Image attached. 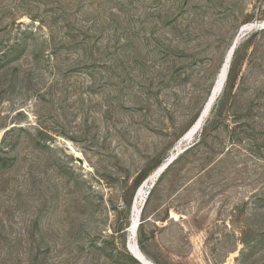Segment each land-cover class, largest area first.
Returning <instances> with one entry per match:
<instances>
[{"label":"rangeland","instance_id":"374dc122","mask_svg":"<svg viewBox=\"0 0 264 264\" xmlns=\"http://www.w3.org/2000/svg\"><path fill=\"white\" fill-rule=\"evenodd\" d=\"M264 0H0V264H141L133 199ZM133 245L152 264H264V29Z\"/></svg>","mask_w":264,"mask_h":264},{"label":"bare ground","instance_id":"6f19581e","mask_svg":"<svg viewBox=\"0 0 264 264\" xmlns=\"http://www.w3.org/2000/svg\"><path fill=\"white\" fill-rule=\"evenodd\" d=\"M254 25L255 24H253V25L249 24L248 26L243 27L240 34H239V37L241 38L246 33L250 32L253 29H256ZM224 63H225V60L221 66V68L223 67V69L220 68L219 73L217 74L214 85H213L211 92H210V94L211 93L213 94L212 103H209L208 105L205 106V104L208 100V98H207L203 108L200 111L199 116L194 121V123L189 127V129L185 132V134L177 141V143L174 145V147L170 151L166 160H164V162L161 165H159L157 168H155L143 180V182L139 185L138 189L136 190V193H135V196L133 199L132 216H131V223H133V226L129 227V229H128L129 241H130L129 247H130L131 254L135 258H137V256H138L139 258L142 259V263L140 262L141 264H145L146 263L145 261L147 258L142 257L144 254L141 251H139L133 245V242L135 241L136 232H137L138 227H139L140 214H141L142 208H143L151 190L153 189L155 183L158 181L159 177L172 164V162H174V160H176V158L180 154H182L188 146H190V144L199 136V134L203 130V128L207 122V119L209 118V116L212 112V109H213L217 99L219 98V96L223 92V89L225 86V82L227 79V74H228L229 69H228L227 64H224ZM204 107H205V109H204ZM203 109H204V111H203ZM167 162H168V164H166ZM136 226H137V228H136ZM143 261L145 263H143ZM149 264H151V262H149Z\"/></svg>","mask_w":264,"mask_h":264},{"label":"water","instance_id":"95a60500","mask_svg":"<svg viewBox=\"0 0 264 264\" xmlns=\"http://www.w3.org/2000/svg\"><path fill=\"white\" fill-rule=\"evenodd\" d=\"M255 28L257 29V28H259V29H264V21L263 22H259V23H255ZM241 32V31H240ZM240 34V33H239ZM239 34H238V36L234 39V41H233V44L231 45V47H230V49L228 50V52H227V54H226V57H225V63L224 64H227V66H228V69H229V67L231 66V61H232V59H233V55H234V53H235V50L237 49V47H238V44H239V42H240V40H241V38L239 37ZM221 69H223V67L221 68ZM212 96H213V94L211 93L210 95H209V97H208V100H207V102H206V104H205V106L206 105H208L209 103H212ZM204 109H205V107H204ZM204 109H203V111H204ZM202 111V112H203ZM188 148H186L185 150H187ZM173 163V162H172ZM166 164H168V162L166 163ZM167 166V165H166ZM131 226H133V223H131L130 224V227ZM136 228H137V226H136ZM130 248V247H129ZM130 250V249H129ZM142 257H145V255H143ZM139 262H141L142 263V259L141 258H139L138 256H137V258H136ZM147 264H149V260H147L146 259V261H145ZM144 261H143V263H145ZM145 263V264H146ZM152 264V263H151Z\"/></svg>","mask_w":264,"mask_h":264},{"label":"trees","instance_id":"16d2710c","mask_svg":"<svg viewBox=\"0 0 264 264\" xmlns=\"http://www.w3.org/2000/svg\"><path fill=\"white\" fill-rule=\"evenodd\" d=\"M238 49L235 50V53L233 55V59L231 61V66L229 68V71H228V74H227V79L226 81H229L231 79V77L233 76L234 72H235V68H236V64H237V57H238ZM224 62V61H223ZM226 84V82H225ZM225 87V86H224ZM163 163V162H162ZM161 165V164H160ZM158 167V166H157ZM156 167V168H157ZM143 182V181H142ZM131 224V223H130ZM122 249L123 250H120V257L118 259L119 261V264H127V262L124 260V257L127 253V249H126V243L124 242L122 244ZM124 256V257H123Z\"/></svg>","mask_w":264,"mask_h":264}]
</instances>
